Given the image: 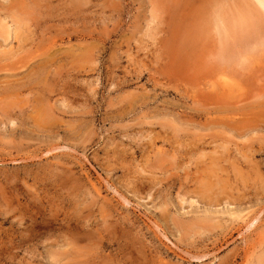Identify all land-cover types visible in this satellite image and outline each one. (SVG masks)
<instances>
[{"label": "rangeland", "instance_id": "obj_1", "mask_svg": "<svg viewBox=\"0 0 264 264\" xmlns=\"http://www.w3.org/2000/svg\"><path fill=\"white\" fill-rule=\"evenodd\" d=\"M255 2L0 0V264H264Z\"/></svg>", "mask_w": 264, "mask_h": 264}, {"label": "bare ground", "instance_id": "obj_2", "mask_svg": "<svg viewBox=\"0 0 264 264\" xmlns=\"http://www.w3.org/2000/svg\"><path fill=\"white\" fill-rule=\"evenodd\" d=\"M256 1L255 3L257 4V6L259 8H261L262 10H264V0H254ZM235 4L237 5H242L243 7L245 6L246 4V0H234ZM30 3V2H29ZM41 3V2H39ZM251 3V2H250ZM33 6H36L37 7V10L40 8V4L38 6V2H32ZM11 5V4H10ZM249 5V4H247ZM12 6V5H11ZM216 6V5H215ZM16 7V6H15ZM12 8L11 11V19H12V22L15 24V30H14V37L16 39H19V40H22L24 41L25 39L23 38H26L25 36L28 35V31L32 28L33 26V23L31 22L32 20V17H31V13H29L28 11H25L23 9H25V7L23 6L22 8L20 7H16L17 9L19 10H16V8ZM30 7V6H29ZM229 7V5H228ZM228 7H224V8H221L218 13H217V18H216V22H217V27H219V29H221V35H220V38H221V50H220V54H219V59L221 62H224V63H231L232 62V52H233V46H231V43L228 41L229 39V36H230V26L233 25V24H241L243 21V16H241V14H238L236 16L232 15V11H229ZM246 7V6H245ZM254 7V6H253ZM32 8L31 10H34L35 7L33 8L32 6L30 7ZM238 8V7H237ZM241 8V7H240ZM255 8V7H254ZM41 10V9H40ZM235 10V9H234ZM241 10V9H240ZM248 10V15H250L254 20L257 22L258 27L260 26L261 27V16L258 14L257 10L253 9V8H250V7H246V12ZM19 11V14L17 13ZM36 11V10H34ZM244 11V10H243ZM236 12V11H235ZM234 12V14H235ZM238 13V11H237ZM244 13V12H242ZM42 15V14H41ZM215 17V16H214ZM236 17V19L234 18ZM245 17V16H244ZM245 19V18H244ZM246 20V19H245ZM213 21V20H211ZM212 23V22H211ZM247 23V22H246ZM249 23V22H248ZM247 23V24H248ZM249 25V24H248ZM256 25V24H255ZM215 26V25H214ZM210 27V26H209ZM257 27V28H258ZM214 29V28H213ZM249 29V28H247ZM215 30V29H214ZM213 30V31H214ZM252 30V29H251ZM263 30V29H262ZM10 28H8L6 25L3 24L2 28H1V31L0 33H2L3 36L5 37H9L10 36ZM238 31V30H237ZM203 32V31H202ZM219 33V31H217ZM248 32V31H247ZM254 32V31H253ZM205 33V32H204ZM241 33V32H240ZM236 34V32H235ZM242 34V33H241ZM257 34V33H256ZM255 34V35H256ZM1 35V36H2ZM238 35V34H237ZM251 37V35H249ZM219 37V36H218ZM237 37V36H236ZM245 37V36H244ZM3 39V38H2ZM9 39V38H8ZM28 40L30 39L29 37L27 38ZM232 39V38H230ZM237 39V38H236ZM239 39V38H238ZM241 39V38H240ZM7 40V39H6ZM18 40V41H19ZM235 40V39H234ZM243 41V40H242ZM20 42V41H19ZM244 42V41H243ZM25 43V42H23ZM27 43V42H26ZM212 43V42H211ZM234 43V42H233ZM246 43V42H245ZM261 43V42H260ZM22 44V43H21ZM214 44V43H213ZM236 45V44H235ZM22 47V46H21ZM238 49H241L240 47H237V52H241V50H238ZM252 52V51H251ZM9 53V52H8ZM248 53V52H246ZM254 53V52H253ZM241 54V53H240ZM16 55V54H14ZM43 55V54H42ZM236 55V54H235ZM237 55H239L237 53ZM236 55V56H237ZM51 56V55H50ZM241 56V55H240ZM245 56V55H244ZM247 56V55H246ZM52 57V56H51ZM54 57V56H53ZM242 57V56H241ZM243 58H246V57H243ZM242 58V59H243ZM9 59V58H8ZM46 59V58H45ZM10 60V59H9ZM167 60V59H166ZM235 60V59H234ZM240 60V59H239ZM46 61V60H45ZM243 61V60H242ZM236 62V61H235ZM245 62V61H244ZM43 63V62H42ZM46 66H48L47 64L44 63L43 67L45 68ZM35 67V66H34ZM38 68V67H37ZM47 68V67H46ZM40 69V68H39ZM37 71V70H36ZM44 71V70H43ZM34 81V80H33ZM4 98V97H3ZM7 104V103H6ZM49 112V111H48ZM47 115V114H46ZM44 115V116H46ZM51 118V116H50ZM262 140V139H261ZM219 201V200H218ZM214 209V208H213ZM207 218V217H206ZM252 226V225H251ZM198 234V233H197ZM86 256V255H85ZM263 256V255H262ZM76 264V263H75ZM81 264V263H80Z\"/></svg>", "mask_w": 264, "mask_h": 264}]
</instances>
